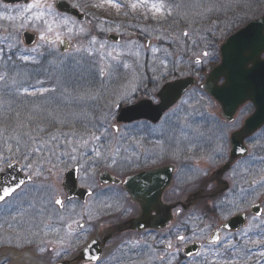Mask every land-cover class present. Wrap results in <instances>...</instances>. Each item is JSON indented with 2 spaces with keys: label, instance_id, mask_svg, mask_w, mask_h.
<instances>
[{
  "label": "flooded vegetation",
  "instance_id": "af4514ba",
  "mask_svg": "<svg viewBox=\"0 0 264 264\" xmlns=\"http://www.w3.org/2000/svg\"><path fill=\"white\" fill-rule=\"evenodd\" d=\"M166 4L174 11V0ZM153 15L152 8H144L139 17L154 21L156 28H174V13L165 20ZM177 70L172 61L142 62L139 72L146 83L134 89L131 103H157V86L178 78ZM205 97L206 103L195 108L185 104L189 98L181 99L164 114L174 117V141L166 145L153 136L132 141L127 129L132 123H112L116 134L126 129L113 157L106 158L113 181L82 173L86 196L68 198L62 189L49 187L20 189L5 199L0 264H264V124L242 134L234 156L230 137L243 128L254 105L244 103L228 120ZM135 123L156 126L148 120ZM165 163L174 167L165 189L164 175L130 177ZM222 166L226 169L219 173Z\"/></svg>",
  "mask_w": 264,
  "mask_h": 264
},
{
  "label": "rangeland",
  "instance_id": "374dc122",
  "mask_svg": "<svg viewBox=\"0 0 264 264\" xmlns=\"http://www.w3.org/2000/svg\"><path fill=\"white\" fill-rule=\"evenodd\" d=\"M54 1L30 0L32 4L42 6L26 12L24 9L28 4L9 8L0 4L3 12L20 14L13 19L10 16L4 19L0 14V43H6L5 54L10 55L0 78V170L10 161H17L24 173L32 177V184L26 189L37 188L43 183H47L45 187L54 188L56 178L61 180L67 168L84 161L83 157L93 147L95 139L79 128L83 140L67 141L63 138L67 132L74 133V130H68L69 126L81 118L90 121L92 114L109 126L115 105L128 101L135 90L145 85L146 82L141 80L145 76L139 72L142 62L176 61L180 64L178 73H190L201 81L203 72L218 59L219 43L239 25L264 13V0H174V28L170 29L169 25L156 28L154 21L150 24L139 20L142 9L149 6L145 2H138L137 7L129 10L117 0L120 7H110L108 15L121 12L125 14L124 18L106 26L93 23L92 0H84L87 15L83 22L56 12ZM162 5L161 12L153 18L172 16L168 4L163 2ZM41 13L40 19H36ZM125 18L126 22H123ZM65 20L67 23H63ZM23 30L38 33L36 44L29 49L21 39ZM108 33L119 35L121 40L118 43L108 41ZM41 34L46 39L42 40ZM61 37L70 43L63 53L57 42ZM47 39H53V42L47 44ZM145 39L150 40L149 46ZM17 50L33 56L19 62L17 57L11 58V52ZM11 59L16 64L13 67ZM111 82L118 84L116 96H108L99 105L90 104V98L95 95L100 97L105 90L113 92ZM126 83L131 87L128 90ZM88 85L91 87L87 90ZM186 98L185 104L192 108H195L194 104L206 103V97L196 87ZM93 106L96 108L90 113ZM93 111H97L96 115ZM18 119L28 120L29 124ZM166 125L169 124L164 121L152 127L150 132L170 141L174 139V132L168 131ZM84 130L94 131L92 128ZM109 133L101 128L99 133L94 131V136L100 138ZM62 147L70 150L73 156L67 165L58 163ZM102 150L98 154L101 159L104 157Z\"/></svg>",
  "mask_w": 264,
  "mask_h": 264
},
{
  "label": "water",
  "instance_id": "95a60500",
  "mask_svg": "<svg viewBox=\"0 0 264 264\" xmlns=\"http://www.w3.org/2000/svg\"><path fill=\"white\" fill-rule=\"evenodd\" d=\"M7 1L12 3L22 0ZM56 6L59 10H65L76 15L79 20L84 19V15L79 14L76 9L71 8L62 1L56 2ZM263 25L264 21L260 18L248 23L244 28L229 36L219 48L220 63L205 74V81L201 85V88L219 103L223 113L228 117L245 101H251L255 105L252 116L247 119L243 128L231 137L232 155L237 153L238 146L236 142L241 139L242 134L250 133L264 123V59L260 57L264 53ZM23 37L27 45L32 44L33 34L23 32ZM109 38L118 40V37L114 35H109ZM63 43V40H61L60 45L62 48ZM249 64L251 66H248ZM221 77H224L225 82L218 85L217 80ZM194 83L195 80L192 77L168 82L158 92L159 104L152 105L150 101H140L133 106L122 108L117 120L134 121L146 118L156 122L162 113ZM143 174L147 175L149 173ZM143 174L139 176H143ZM21 180L25 182L29 178L22 176L20 167L12 162L0 173V189L8 186L15 187ZM65 180V189L71 192L70 194L75 193V168L66 173Z\"/></svg>",
  "mask_w": 264,
  "mask_h": 264
},
{
  "label": "snow or ice",
  "instance_id": "6c2138e0",
  "mask_svg": "<svg viewBox=\"0 0 264 264\" xmlns=\"http://www.w3.org/2000/svg\"><path fill=\"white\" fill-rule=\"evenodd\" d=\"M104 3H107L109 6L111 7H120L119 3L117 2V0H102V4L101 5H98V6H103ZM38 6H42V5H36V4H32V3H29L27 5V7L24 9V11H28L29 9H32L33 7H38ZM133 8L137 7V5L134 3L131 5ZM152 9L156 12V13H159L161 12L162 8H163V5L162 4H152L151 5ZM43 13H41L40 15L36 16V19H40V16H42ZM11 19V17H9ZM47 23V22H46ZM63 23H67V20L63 21ZM49 31H51V25L49 24ZM69 31H71V29H69ZM185 35H187V33H185ZM42 40L43 39H46V37L41 34V37H40ZM25 59H27V57H25ZM41 92L43 91H46V89H40ZM30 94H34V93H30ZM24 183L23 180H21L19 183H17L15 185V187H11V186H8V187H4L3 189H0V192H2V194H0V200H4L6 197H8L10 194H12L13 192L16 191V189L20 188V186ZM56 204H60L61 201L59 199H57L56 201ZM179 239H183V237H180Z\"/></svg>",
  "mask_w": 264,
  "mask_h": 264
}]
</instances>
